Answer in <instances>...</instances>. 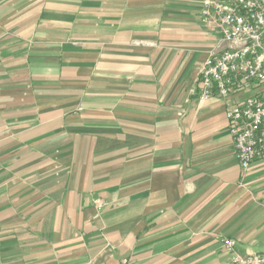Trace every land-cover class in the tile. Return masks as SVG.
I'll use <instances>...</instances> for the list:
<instances>
[{
    "label": "crops",
    "instance_id": "1",
    "mask_svg": "<svg viewBox=\"0 0 264 264\" xmlns=\"http://www.w3.org/2000/svg\"><path fill=\"white\" fill-rule=\"evenodd\" d=\"M207 1L0 0V264L264 256V159L225 118L257 89L200 98L231 48Z\"/></svg>",
    "mask_w": 264,
    "mask_h": 264
},
{
    "label": "built area",
    "instance_id": "2",
    "mask_svg": "<svg viewBox=\"0 0 264 264\" xmlns=\"http://www.w3.org/2000/svg\"><path fill=\"white\" fill-rule=\"evenodd\" d=\"M202 22L214 25L222 41L231 45L221 56L207 61L200 79V98L226 99L236 89L255 87L254 95L227 106L225 118L239 165L247 169L264 159V0L207 1ZM227 251L230 239H221ZM234 264H264V256L232 254Z\"/></svg>",
    "mask_w": 264,
    "mask_h": 264
}]
</instances>
